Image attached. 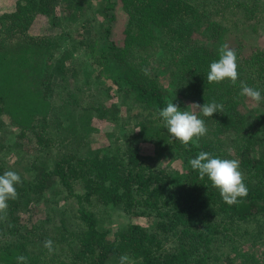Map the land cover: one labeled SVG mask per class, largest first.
I'll list each match as a JSON object with an SVG mask.
<instances>
[{
    "label": "trees",
    "instance_id": "1",
    "mask_svg": "<svg viewBox=\"0 0 264 264\" xmlns=\"http://www.w3.org/2000/svg\"><path fill=\"white\" fill-rule=\"evenodd\" d=\"M263 22L264 0H15L0 14V175L21 183L0 264H264V100L239 95L264 97V49L231 44ZM224 44L235 85L207 82ZM169 101L224 107L197 110L207 133L184 146L158 116ZM201 151L239 160L247 197L224 203L188 163Z\"/></svg>",
    "mask_w": 264,
    "mask_h": 264
},
{
    "label": "clouds",
    "instance_id": "2",
    "mask_svg": "<svg viewBox=\"0 0 264 264\" xmlns=\"http://www.w3.org/2000/svg\"><path fill=\"white\" fill-rule=\"evenodd\" d=\"M237 69L235 51L224 44L219 48V58L209 65L207 82L211 84L229 80L235 85L238 80ZM144 71L147 74V70ZM239 95L256 104L264 100L259 90L243 82L240 83ZM223 107L222 103L212 102L200 105L193 102L186 110H181L177 104L169 101L159 110L158 116L171 139L179 141L184 146L191 143H196L198 146V141L206 135L207 128L204 119L197 114V110L203 117H212L214 113H222ZM188 163L194 171L198 172L201 180L207 177L211 186L218 190L221 199L227 205H235L242 198L247 197L248 188L244 183L239 160L213 157L211 153L201 151L195 158L189 159ZM20 183L21 176L14 170H7L0 175V214L6 215L8 201L17 199L16 185ZM43 247L49 254L54 251L51 240H45ZM17 264H27V257L18 256ZM119 264H133V262L127 255H121Z\"/></svg>",
    "mask_w": 264,
    "mask_h": 264
},
{
    "label": "rangeland",
    "instance_id": "3",
    "mask_svg": "<svg viewBox=\"0 0 264 264\" xmlns=\"http://www.w3.org/2000/svg\"><path fill=\"white\" fill-rule=\"evenodd\" d=\"M14 2H15V0H0V14L11 11L14 8ZM244 30H245V28H244ZM231 44H234L235 46L237 45L238 47H241L242 49H244L245 53H248L249 50L252 49L253 47H259V48L264 49V22L258 26L256 33L253 34L252 32L251 33L245 32L242 37H239L236 40H232ZM75 54H78L77 50H74V55ZM83 61L80 62V67H81ZM89 78H91L90 83H95V81L93 80V75H91ZM96 84H97V82H96ZM94 87L95 86H93V88ZM115 90L116 89H114L113 92H111L112 95L114 94V96L116 93ZM101 97H105L104 92L101 93ZM103 125H105V123ZM106 127H107V124H106V126H102V130L100 131V133H95V134L93 133V135H91L89 137V140L93 143L94 146H97V145H99V143L106 141L105 134H106V131L108 130ZM15 156H17L19 158L20 154L18 152H15ZM170 167L171 168L174 167V164L171 163ZM104 219L109 221V222L105 221V225L107 224L109 226H114V224H111V222H110V216L109 215L108 216L106 215L104 217ZM112 220L115 222L113 217H112ZM260 247H261V245H259L258 248L253 249V251H255V254H257V255L261 254L263 248L260 249Z\"/></svg>",
    "mask_w": 264,
    "mask_h": 264
}]
</instances>
